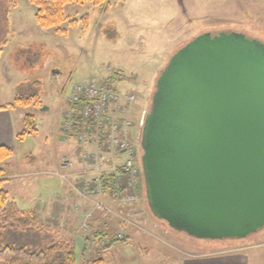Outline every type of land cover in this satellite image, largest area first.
Listing matches in <instances>:
<instances>
[{
	"label": "rangeland",
	"instance_id": "374dc122",
	"mask_svg": "<svg viewBox=\"0 0 264 264\" xmlns=\"http://www.w3.org/2000/svg\"><path fill=\"white\" fill-rule=\"evenodd\" d=\"M36 12L29 0H0V37L5 40L0 107H7L0 110V145L13 150L0 168L9 178L5 188L11 201L20 209H34L40 219L33 229L38 235L15 239L17 245L37 249L68 239L75 244L76 264H87L82 258L86 238L92 258L104 264H264V228L244 239H198L157 219L146 197L140 146L142 120L169 59L205 31H240L264 42V0H108L105 7L69 3L61 31L40 28ZM72 20L78 23L72 26ZM110 68L132 78L120 85V92L137 95L128 112L139 127L133 126L129 134L139 150L140 176L132 188L135 204L114 205L104 201L107 197H92L90 210L82 208L87 213L82 216L72 200L77 198L75 178L65 181L54 175V149L62 147L61 123L73 86L103 81ZM33 93L39 94L41 106L10 108L18 97ZM26 114L36 116L38 130L19 138L26 130ZM63 146L65 152L70 149ZM66 193L72 196L68 199ZM101 215L104 220L94 225ZM99 230L107 235L101 242L93 240ZM121 232L126 241L102 245Z\"/></svg>",
	"mask_w": 264,
	"mask_h": 264
},
{
	"label": "water",
	"instance_id": "95a60500",
	"mask_svg": "<svg viewBox=\"0 0 264 264\" xmlns=\"http://www.w3.org/2000/svg\"><path fill=\"white\" fill-rule=\"evenodd\" d=\"M141 132L157 219L198 239L264 228L263 41L223 30L194 37L160 71Z\"/></svg>",
	"mask_w": 264,
	"mask_h": 264
},
{
	"label": "built area",
	"instance_id": "2783aa9c",
	"mask_svg": "<svg viewBox=\"0 0 264 264\" xmlns=\"http://www.w3.org/2000/svg\"><path fill=\"white\" fill-rule=\"evenodd\" d=\"M109 71L113 72L111 68ZM119 77L120 80L124 78L122 73ZM111 81L109 76L102 82L73 86L70 96L66 98L68 109L61 123L62 140L69 142L73 139L78 147L81 173L88 178V183L80 189L83 196L104 197L102 179L107 174L112 179L107 195L115 202L128 203L135 199L132 188L140 176L138 146L132 143L129 136L134 123L127 114L136 100V94L118 92ZM77 103H80L84 122L75 131L73 106ZM62 166L72 170L76 167V161L66 154ZM124 236L122 232L119 233L120 238Z\"/></svg>",
	"mask_w": 264,
	"mask_h": 264
},
{
	"label": "trees",
	"instance_id": "16d2710c",
	"mask_svg": "<svg viewBox=\"0 0 264 264\" xmlns=\"http://www.w3.org/2000/svg\"><path fill=\"white\" fill-rule=\"evenodd\" d=\"M32 4L37 6V12L35 14V22L42 29H52L57 28L58 31H61L60 25L66 20L64 14V6L69 3H78L83 4L85 2H92L96 6L105 7L108 0H29ZM84 20H88V16L84 17ZM78 23V20L70 21V25L75 26ZM0 25L2 22L0 21ZM2 33V28L0 26V36ZM5 42L2 41L0 37V54H1V44ZM121 72L113 71L110 73L111 84L115 90L120 92L118 86V78ZM126 80L132 79L128 75H124ZM121 84V83H120ZM121 93V92H120ZM133 93V92H126ZM137 99V95H136ZM41 98L38 93H33L28 96L18 97L14 105L11 107H20L27 108L30 106H41ZM41 108V107H39ZM7 109V107H0V110ZM130 109V107H129ZM74 110V119L76 131L79 126L82 125L84 120L80 114V103L73 106ZM129 112V110H128ZM127 112V114H128ZM36 116L33 114H26L24 116V123L26 130L19 134V138H23L28 134H33L37 132V122ZM91 124V123H90ZM92 126V125H91ZM13 156V150L6 146L0 145V162H3ZM88 178L81 185L74 186L76 192L81 194V187L88 183ZM103 189L105 191L104 195H107L112 185V179L109 175L105 174L103 176ZM9 181V178L5 175L4 171L0 168V264H76V250L75 244L68 239H58L55 240L52 244L44 246L42 248H30L27 244L17 245L15 239L24 238V237H34L36 232L33 229L37 227L38 218L37 212L34 210L20 209L14 202L10 199V193L5 188V185ZM84 197V200L90 199L91 197ZM94 197L99 196H92ZM104 201H106L104 199ZM107 202V201H106ZM135 204L134 202H131ZM135 207V205H131ZM76 207V206H75ZM77 208V207H76ZM36 231V230H35ZM38 235V234H37ZM95 238L93 240L101 242L103 240L106 232L103 230L96 231L94 233ZM107 236V235H106ZM119 237V234H116V237L102 245L105 248L110 247L113 243L118 241H126L127 238ZM90 239L86 238L85 243H83L82 249V258L85 259L87 264H104L102 259H93L90 251ZM89 249V250H88ZM88 250V252H87Z\"/></svg>",
	"mask_w": 264,
	"mask_h": 264
},
{
	"label": "crops",
	"instance_id": "0c3cea01",
	"mask_svg": "<svg viewBox=\"0 0 264 264\" xmlns=\"http://www.w3.org/2000/svg\"><path fill=\"white\" fill-rule=\"evenodd\" d=\"M135 126H137V125H135ZM138 127V126H137ZM138 129H139V127H138ZM138 131V133H139V130H137ZM61 138L62 137H60V140H61ZM62 142V144H58V145H60V146H62V147H59V149H56V147H57V145H56V147H55V152H54V154H56V156H55V160L54 161H56V165H57V167L58 168H56V173L54 174V175H56V176H58L59 178H61V179H63V180H68V178H75V180H76V183H77V185H81L83 182H85V180H86V177L84 176V175H82V173H81V163L79 162V159H77L76 160V158H75V161H76V167L74 168V169H72V170H68V169H65V168H63V166H62V158H63V156H65L66 154H69L70 156H72L73 158L76 156V154L79 152V150H78V147H77V145H76V143H75V140H73V139H71L68 143H66V142H63V141H61ZM63 143H66V145L70 148L68 151H66L65 152V148H64V146H63ZM61 148V149H60ZM62 149L64 150V153L63 154H59V153H62L61 151H62ZM62 155V156H61ZM58 157H59V159H58ZM79 158V157H78ZM67 194V197H68V199L72 196L70 193H66ZM76 194H77V198L76 199H73L72 198V200L74 201V205L77 207L76 209L79 211V213L83 216L84 214L86 215L87 213H85V212H83V210H85V209H88L89 208V210H90V207H88L90 204L89 203H91L90 202V199H87V200H84V198H82L77 192H76ZM71 200V201H72ZM93 200V199H92ZM106 201L107 202H111V204H114V202H112L111 200H109V199H106ZM61 202H65V201H60L59 202V204L61 203ZM58 203V202H57ZM88 205V206H87ZM115 205V204H114ZM113 205V207H115ZM72 208H73V206H72ZM83 208V210L81 211V209ZM117 208V207H116ZM26 210H34V209H32V208H30V209H26ZM79 215V214H78ZM98 216V215H97ZM101 218H98V217H96L94 220H93V223H94V225H98L99 223H100V221L101 220H104L103 218H102V215L100 216ZM106 219V218H105Z\"/></svg>",
	"mask_w": 264,
	"mask_h": 264
}]
</instances>
